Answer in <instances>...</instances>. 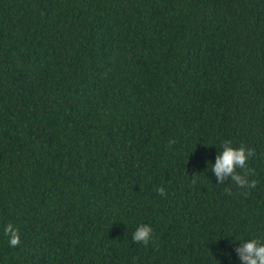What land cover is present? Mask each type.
I'll return each instance as SVG.
<instances>
[{
	"label": "trees",
	"instance_id": "obj_1",
	"mask_svg": "<svg viewBox=\"0 0 264 264\" xmlns=\"http://www.w3.org/2000/svg\"><path fill=\"white\" fill-rule=\"evenodd\" d=\"M225 140L254 188L217 184ZM253 238L264 0H0V264H240Z\"/></svg>",
	"mask_w": 264,
	"mask_h": 264
},
{
	"label": "clouds",
	"instance_id": "obj_2",
	"mask_svg": "<svg viewBox=\"0 0 264 264\" xmlns=\"http://www.w3.org/2000/svg\"><path fill=\"white\" fill-rule=\"evenodd\" d=\"M222 152H219L215 158V163L212 164V171L217 179V184L226 179H231L235 185L241 188H254L255 181L249 182L247 161L249 157L254 155V150L246 149L243 145L234 148L231 141L225 140L221 144ZM242 169L243 174L237 172V169ZM197 180L196 174L192 177V182ZM226 191L231 194L230 189ZM159 195H165L163 187L157 188ZM4 235L8 238L10 247H17L20 244L19 230L11 223L4 227ZM134 243H139L144 246L153 242V230L150 225L140 224L132 234ZM239 247L235 251L239 255L240 264H264V241L253 238L246 242H239Z\"/></svg>",
	"mask_w": 264,
	"mask_h": 264
}]
</instances>
